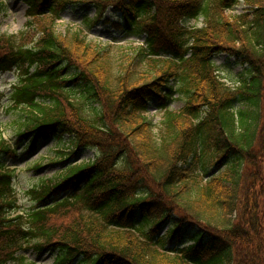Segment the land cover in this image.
Returning a JSON list of instances; mask_svg holds the SVG:
<instances>
[{
	"label": "trees",
	"instance_id": "16d2710c",
	"mask_svg": "<svg viewBox=\"0 0 264 264\" xmlns=\"http://www.w3.org/2000/svg\"><path fill=\"white\" fill-rule=\"evenodd\" d=\"M24 1L37 35L0 37V78L21 74L7 98L26 112L15 142L0 131V264L30 249L55 254L53 264H264V0ZM82 4L95 9L84 29L114 11L132 28L128 36H145L132 58H119L116 75L104 51L54 29ZM236 7L242 12L226 15ZM200 18L202 27L189 26ZM221 54L244 68L238 88L216 72ZM153 100L166 108L157 135L141 117ZM51 139L68 140L58 155L70 164L33 191V209L16 214L7 163L19 146L33 153ZM91 149L94 160L75 164ZM71 202L84 211L49 224ZM127 232L138 242L124 241Z\"/></svg>",
	"mask_w": 264,
	"mask_h": 264
},
{
	"label": "rangeland",
	"instance_id": "374dc122",
	"mask_svg": "<svg viewBox=\"0 0 264 264\" xmlns=\"http://www.w3.org/2000/svg\"><path fill=\"white\" fill-rule=\"evenodd\" d=\"M1 4H3V6H0V37L10 34H27V32H29L31 36L34 34L37 35V17H27L29 6L23 0H0V5ZM241 12L242 7H236L234 11H226V15H234ZM94 14L95 9L88 4L69 7L62 13L60 19L56 20L54 29L56 33L66 35L67 38L76 34H81L87 43L104 51L105 55L110 58V70L116 75L119 72V58L122 57V54L127 58H132L130 54H132L134 49L144 44L145 36H128L124 31L132 28L126 21L121 20L119 14L114 11H109L105 21L101 22L98 26L91 29H84L82 27L83 21L88 16L93 17ZM203 23L202 18L196 22H192L196 27L202 26ZM117 25H120V27L117 28ZM213 63L219 77L227 83V85L238 88V75L244 68L237 64L234 58H229L226 54L215 56L213 58ZM160 64H164V60H160ZM149 66H151L150 62L145 64L143 68H148ZM20 76L21 74H19L18 71H12L4 74L0 78V91L6 94L0 105V131L3 137L9 142L16 141V135L21 127H23V114L26 113L23 112L25 108H14L7 98L12 87L18 83ZM174 86L180 87L181 82H176ZM179 96V94H174L173 97L178 98ZM74 100L83 107L88 116L93 111L92 108L84 105V101L80 95H77ZM184 102V97L179 101L174 100L169 102V109L178 110L184 105ZM156 103V101L151 103L148 110L145 111L144 114L142 113L141 117L147 118L152 122L153 133L157 135L160 133V128L162 127L165 109L157 108ZM237 107L242 106L238 105ZM67 141L68 140H65L63 145L54 139L42 141L40 142L39 150L33 153H25L23 151L25 145H21L19 146V158L14 161H8L7 170L10 172L13 171L14 173V188L10 195H12V199L16 201V205L19 207V214L30 211L35 207L36 195L33 191H41L45 185H50L57 181L66 171L70 161L64 162L62 157L58 154L61 148L68 147L69 143ZM97 154L96 150L91 149L90 151H85L74 160L75 164L79 166L88 163L94 160ZM39 167L41 168L38 170ZM215 174L216 171L214 169L211 170L203 184H206L207 180H210ZM66 196L67 195L63 198ZM67 210H70V212L66 213ZM81 211H84L82 204H73L71 202L67 205V208H57L54 212L56 214L50 216L49 224H67ZM140 229L144 230L142 225H140ZM167 231L168 227L161 231L160 236H164ZM125 234L123 235L124 241L132 239L138 242L139 237L137 234L141 237L142 231L139 230L137 234L130 232ZM168 244V247L175 246L174 241L169 240ZM187 245H191L190 242H188ZM160 254L165 255L164 253ZM54 260L55 254L46 252L39 255L30 249L19 252L16 261L12 264H53Z\"/></svg>",
	"mask_w": 264,
	"mask_h": 264
}]
</instances>
